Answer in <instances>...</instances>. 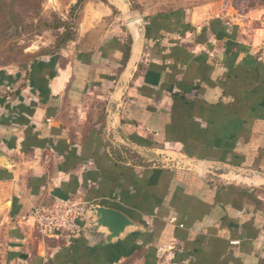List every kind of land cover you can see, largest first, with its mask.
Listing matches in <instances>:
<instances>
[{
	"label": "crops",
	"instance_id": "1",
	"mask_svg": "<svg viewBox=\"0 0 264 264\" xmlns=\"http://www.w3.org/2000/svg\"><path fill=\"white\" fill-rule=\"evenodd\" d=\"M212 4L140 0L144 47L125 77L132 35L101 2L59 51L0 70L5 264H264V189L197 171L210 159L264 172V11L238 27ZM70 195L142 230L103 244L26 218Z\"/></svg>",
	"mask_w": 264,
	"mask_h": 264
},
{
	"label": "rangeland",
	"instance_id": "2",
	"mask_svg": "<svg viewBox=\"0 0 264 264\" xmlns=\"http://www.w3.org/2000/svg\"><path fill=\"white\" fill-rule=\"evenodd\" d=\"M90 1L89 8H84ZM140 0H15V5L24 19L19 29L7 28L0 31V70L13 73L23 72L35 56L57 52L76 37L80 19L88 17L101 2L103 10L108 7V16H103L108 24L122 25L127 29V22L141 16ZM161 1V0H157ZM192 2L213 3L218 5L220 13L228 18L242 22L246 20V11L263 6L264 0H189ZM99 6V5H98ZM150 5L146 6L149 7ZM100 7V6H99ZM101 8V7H100ZM102 9V8H101ZM217 10V9H216ZM217 10V11H218ZM257 11H260L259 9ZM99 12V11H98ZM104 15V14H103ZM264 15V13H262ZM60 23L58 29L47 24ZM52 26V25H51ZM244 28V27H243ZM128 31V30H127ZM69 37L63 44L62 38ZM67 42V43H66ZM59 49V50H58ZM142 56V54H141ZM140 56V59H141ZM139 59V62H140ZM138 62V63H139ZM171 164V160H167ZM264 189V186L259 187ZM4 198L0 196V264L4 263V248L7 243L6 233L9 223ZM122 264H132L130 260ZM138 264V263H134Z\"/></svg>",
	"mask_w": 264,
	"mask_h": 264
},
{
	"label": "water",
	"instance_id": "3",
	"mask_svg": "<svg viewBox=\"0 0 264 264\" xmlns=\"http://www.w3.org/2000/svg\"><path fill=\"white\" fill-rule=\"evenodd\" d=\"M127 30L132 35V42L130 53L125 64V68L121 77L131 75L136 70L139 62L145 41V24L141 16L134 20L127 22ZM118 86L113 91L111 100L114 99ZM110 102L108 105V112L110 110ZM0 157H2L0 155ZM197 171L199 173H209L221 177L224 172L233 174L230 176L235 181L246 183L248 186L261 187L264 186V172L232 165L223 161H216L210 159H198ZM217 171L223 173L217 175ZM235 174V175H234ZM83 229H90L102 235V243H110L114 240L121 239L130 230H142V226L121 211L112 207L103 205H89L86 210L85 223Z\"/></svg>",
	"mask_w": 264,
	"mask_h": 264
},
{
	"label": "built area",
	"instance_id": "4",
	"mask_svg": "<svg viewBox=\"0 0 264 264\" xmlns=\"http://www.w3.org/2000/svg\"><path fill=\"white\" fill-rule=\"evenodd\" d=\"M88 206L78 196H54L46 205L33 206L26 218L46 236L59 233L74 237L83 230Z\"/></svg>",
	"mask_w": 264,
	"mask_h": 264
},
{
	"label": "trees",
	"instance_id": "5",
	"mask_svg": "<svg viewBox=\"0 0 264 264\" xmlns=\"http://www.w3.org/2000/svg\"><path fill=\"white\" fill-rule=\"evenodd\" d=\"M24 22V19L18 12L16 5H15V0H0V31L6 30L7 28H10L11 26L13 28L19 29ZM60 23L56 24H47L48 27H53L58 29L60 27ZM52 25V26H51ZM70 39L69 37L67 38H62L61 43L63 44L65 41Z\"/></svg>",
	"mask_w": 264,
	"mask_h": 264
}]
</instances>
